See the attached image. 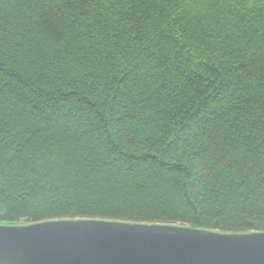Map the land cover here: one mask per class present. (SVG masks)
Returning a JSON list of instances; mask_svg holds the SVG:
<instances>
[{"label":"trees","instance_id":"1","mask_svg":"<svg viewBox=\"0 0 264 264\" xmlns=\"http://www.w3.org/2000/svg\"><path fill=\"white\" fill-rule=\"evenodd\" d=\"M264 231V0H0V224Z\"/></svg>","mask_w":264,"mask_h":264},{"label":"water","instance_id":"2","mask_svg":"<svg viewBox=\"0 0 264 264\" xmlns=\"http://www.w3.org/2000/svg\"><path fill=\"white\" fill-rule=\"evenodd\" d=\"M0 264H264V231L106 219L0 224Z\"/></svg>","mask_w":264,"mask_h":264}]
</instances>
